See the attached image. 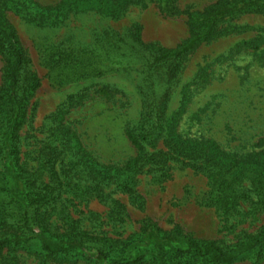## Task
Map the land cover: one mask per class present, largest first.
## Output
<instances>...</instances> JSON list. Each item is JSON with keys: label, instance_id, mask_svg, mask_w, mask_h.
I'll use <instances>...</instances> for the list:
<instances>
[{"label": "rangeland", "instance_id": "374dc122", "mask_svg": "<svg viewBox=\"0 0 264 264\" xmlns=\"http://www.w3.org/2000/svg\"><path fill=\"white\" fill-rule=\"evenodd\" d=\"M4 1L0 11L31 59L29 72L41 81L21 130L22 152L29 165H37L54 134L67 142L55 168L65 171L63 195L73 199L64 202L67 210L80 219L97 215L83 223L86 228L134 241L152 223L166 233L179 227L184 235L223 248L240 247L259 234L264 206L249 202L225 215L213 204L207 173L179 161L126 165L140 154L127 133L139 134L146 99L154 92L168 98L166 127L143 153L167 149L165 139L177 133L214 139L238 159L264 150V10L227 18L209 42L177 61L156 62L157 48L175 49L191 37L187 11H204L221 0H136L120 13L96 3L86 9L76 0ZM4 67L0 55V87ZM80 149L90 153L81 155L84 160L94 157L103 165L102 191L94 190L85 162L69 164ZM79 181L82 189L75 186ZM129 250L146 254L142 264H156L150 248L125 249L123 258ZM37 252L7 249L0 264H39ZM163 255L165 264H189ZM234 264L264 260L251 253Z\"/></svg>", "mask_w": 264, "mask_h": 264}, {"label": "trees", "instance_id": "16d2710c", "mask_svg": "<svg viewBox=\"0 0 264 264\" xmlns=\"http://www.w3.org/2000/svg\"><path fill=\"white\" fill-rule=\"evenodd\" d=\"M76 1L86 9L96 8L93 7L96 3L97 7L104 9L108 5L115 13H120L136 0ZM6 5V1L0 4V10ZM260 10H264V0H221L204 11H187L191 37L175 49L157 48L155 61H177L212 40L223 20ZM0 55L5 63L0 87V257L7 249L36 247L39 264H58L57 261L65 260L142 264L146 254L135 256L129 250L123 258L124 250L150 248L156 264H165V252L177 259H187L189 264L193 260L199 264H234L251 253H256L258 260H264V228L250 241L235 248H223L216 242L193 239L184 235L179 227L166 233L152 223H145L140 229V238L134 241H130V237L120 241L110 236L94 235L83 223L91 219L95 221L93 218L97 215L80 219L68 211L64 203H71L73 199L64 198L65 171L57 170L55 165L66 151L67 142L62 144L63 139L54 134L52 140L49 139V152L39 156L37 165H29L26 153L22 152L21 130L27 122L29 102L40 89L41 81L36 74L29 72L31 59L1 11ZM167 100L166 96L160 97L156 92L146 99L139 134L127 133L140 156L129 160L126 169L143 161L162 167L179 161L208 174L214 194L213 204L225 215L239 213L241 206L249 202L256 209L264 206V150L238 159L221 150L214 139L187 138L177 133L165 139L167 149L143 153L145 145L156 142L160 138L159 133L165 131ZM54 131L57 132L58 127ZM78 153L69 164L77 167L85 162L94 190L102 191L106 183L100 170L103 165L94 157L84 160L90 153L83 149ZM81 155H85L84 158ZM53 177L58 179L57 184H53ZM75 186L82 189L81 181Z\"/></svg>", "mask_w": 264, "mask_h": 264}]
</instances>
